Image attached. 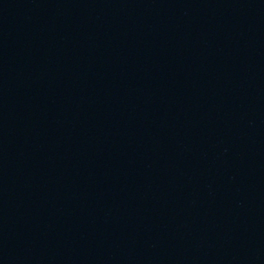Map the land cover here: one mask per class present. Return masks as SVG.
<instances>
[{
    "label": "water",
    "instance_id": "obj_1",
    "mask_svg": "<svg viewBox=\"0 0 264 264\" xmlns=\"http://www.w3.org/2000/svg\"><path fill=\"white\" fill-rule=\"evenodd\" d=\"M0 264H264V0H0Z\"/></svg>",
    "mask_w": 264,
    "mask_h": 264
}]
</instances>
